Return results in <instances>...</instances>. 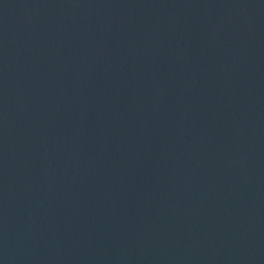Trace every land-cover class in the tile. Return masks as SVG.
<instances>
[{
	"label": "water",
	"instance_id": "water-1",
	"mask_svg": "<svg viewBox=\"0 0 264 264\" xmlns=\"http://www.w3.org/2000/svg\"><path fill=\"white\" fill-rule=\"evenodd\" d=\"M0 264H264V0H0Z\"/></svg>",
	"mask_w": 264,
	"mask_h": 264
}]
</instances>
